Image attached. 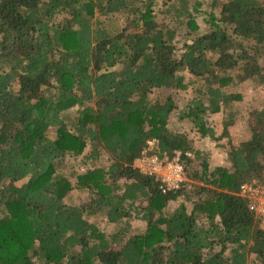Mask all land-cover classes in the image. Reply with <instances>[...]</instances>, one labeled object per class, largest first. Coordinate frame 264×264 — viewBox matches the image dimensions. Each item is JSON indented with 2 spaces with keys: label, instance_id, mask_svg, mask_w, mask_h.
<instances>
[{
  "label": "trees",
  "instance_id": "1",
  "mask_svg": "<svg viewBox=\"0 0 264 264\" xmlns=\"http://www.w3.org/2000/svg\"><path fill=\"white\" fill-rule=\"evenodd\" d=\"M261 58L263 0H0V264H264L240 194L264 180V108L226 166L188 136H213L206 116L264 80ZM149 140L190 153L178 189L135 166ZM66 156L88 166L66 175ZM73 189L87 201L67 204Z\"/></svg>",
  "mask_w": 264,
  "mask_h": 264
},
{
  "label": "rangeland",
  "instance_id": "2",
  "mask_svg": "<svg viewBox=\"0 0 264 264\" xmlns=\"http://www.w3.org/2000/svg\"><path fill=\"white\" fill-rule=\"evenodd\" d=\"M264 1V0H263ZM124 21L123 15H116L112 17V24L116 27H120ZM157 21L161 22V17L157 16ZM110 27V25H109ZM260 65L263 68L264 76V58L260 59ZM235 90V88H234ZM235 91L241 93V99L235 103V106L231 112H216L209 113L206 116L207 124L213 130V136H201L199 133L190 132L188 122L179 121L177 112H173L169 120V128L171 130H181L189 131L188 136L193 139L194 144L198 148L206 152L210 166L215 165H228V152L230 145H239L242 141L249 138L251 131L250 128L254 125V119L252 118L250 112L256 109L264 108V80H246L238 84ZM169 91L166 89H155L149 96L152 100H163L165 95ZM183 91L177 93L171 92V97L177 101V103L185 102L183 100ZM75 109L69 111V115H74ZM224 123H229L227 131L224 132ZM195 131V130H194ZM190 157V153L189 156ZM84 159L82 156L76 158L66 156L64 157L58 165V170L66 175H70L73 172H82L88 165L83 164ZM184 161V160H183ZM182 161L183 165L184 162ZM185 171V166H184ZM186 180V171H185ZM87 195L77 189H73L68 193L65 198L67 204L75 203L76 205H81L87 201ZM90 221L95 223H105L102 215L91 216ZM131 225L135 231H142L145 227V223L139 219H133ZM112 226V225H111Z\"/></svg>",
  "mask_w": 264,
  "mask_h": 264
},
{
  "label": "built area",
  "instance_id": "3",
  "mask_svg": "<svg viewBox=\"0 0 264 264\" xmlns=\"http://www.w3.org/2000/svg\"><path fill=\"white\" fill-rule=\"evenodd\" d=\"M155 140H149L135 160V166L149 176L156 178L162 193L174 191L185 181L184 165L182 163L188 152L175 151L173 155L158 152ZM241 195L248 199V208L254 212L264 227V180L256 179L241 185Z\"/></svg>",
  "mask_w": 264,
  "mask_h": 264
}]
</instances>
